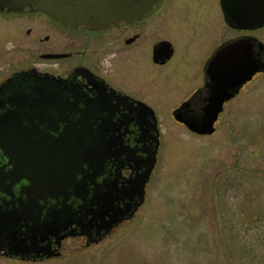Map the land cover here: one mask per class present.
<instances>
[{
	"label": "flooded vegetation",
	"instance_id": "obj_1",
	"mask_svg": "<svg viewBox=\"0 0 264 264\" xmlns=\"http://www.w3.org/2000/svg\"><path fill=\"white\" fill-rule=\"evenodd\" d=\"M236 2L210 5L222 13ZM193 3L157 0L139 20L98 30L0 10V21L21 26L13 28L10 52L26 60L0 69V258L40 263L59 258L68 241L97 245L144 205L161 146L154 108L170 82L161 72L175 55L151 16ZM232 30L238 35L213 46L192 82L176 85L183 90L176 108L204 107L214 52L255 38V31ZM163 42L172 49L165 62Z\"/></svg>",
	"mask_w": 264,
	"mask_h": 264
},
{
	"label": "rangeland",
	"instance_id": "obj_2",
	"mask_svg": "<svg viewBox=\"0 0 264 264\" xmlns=\"http://www.w3.org/2000/svg\"><path fill=\"white\" fill-rule=\"evenodd\" d=\"M210 1L151 16L175 55L162 69V81L168 74L170 82L154 108L157 168L134 218L97 245L65 242L57 259L0 264H264V72L224 106L210 136L192 134L172 117L183 92L176 85L192 82L213 46L238 35ZM17 23L0 21L2 72L26 64L10 52ZM251 34L264 44V28Z\"/></svg>",
	"mask_w": 264,
	"mask_h": 264
},
{
	"label": "water",
	"instance_id": "obj_3",
	"mask_svg": "<svg viewBox=\"0 0 264 264\" xmlns=\"http://www.w3.org/2000/svg\"><path fill=\"white\" fill-rule=\"evenodd\" d=\"M157 0H0V10L23 13H44L72 28L90 30L139 20ZM230 28L256 31L264 28V0H237L236 7L223 10ZM255 42V43H254ZM256 46V50L254 47ZM162 62L172 54L169 43L163 42ZM161 60V59H159ZM264 72V44L256 38L244 37L221 45L205 69L207 97L204 107L195 112L188 104L172 111L173 119L198 136H210L224 109L254 76Z\"/></svg>",
	"mask_w": 264,
	"mask_h": 264
}]
</instances>
